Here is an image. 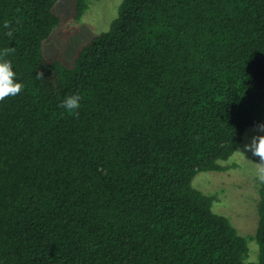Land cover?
I'll list each match as a JSON object with an SVG mask.
<instances>
[{
  "label": "trees",
  "instance_id": "1",
  "mask_svg": "<svg viewBox=\"0 0 264 264\" xmlns=\"http://www.w3.org/2000/svg\"><path fill=\"white\" fill-rule=\"evenodd\" d=\"M56 1L0 0L23 85L0 101V264H264V185L243 236L192 184L264 123V0H121L71 66L43 53Z\"/></svg>",
  "mask_w": 264,
  "mask_h": 264
},
{
  "label": "rangeland",
  "instance_id": "2",
  "mask_svg": "<svg viewBox=\"0 0 264 264\" xmlns=\"http://www.w3.org/2000/svg\"><path fill=\"white\" fill-rule=\"evenodd\" d=\"M121 0H89L88 8L79 21L74 20V0H57L53 12L61 17L60 24L55 27L49 40L43 45L46 58L58 55L64 63L73 65L77 50L92 37L108 29L110 22L118 14ZM255 127H247L242 135L241 145L250 141L256 134ZM226 170H203L193 178L192 184L205 193H214L216 201L213 210L226 215L238 232L243 236L255 233L259 198L255 165L259 159L250 152L245 153V159L234 152L227 160L221 161ZM247 261L258 260V244L249 239Z\"/></svg>",
  "mask_w": 264,
  "mask_h": 264
},
{
  "label": "clouds",
  "instance_id": "3",
  "mask_svg": "<svg viewBox=\"0 0 264 264\" xmlns=\"http://www.w3.org/2000/svg\"><path fill=\"white\" fill-rule=\"evenodd\" d=\"M4 29H7L5 35L12 37L14 35L15 28L11 22L5 21L3 24ZM15 52L13 47H6L0 49V101H3L9 96L18 95L23 85L16 82V73L12 69L11 61L6 59L9 55ZM37 79H43V74L37 72ZM81 96L79 94H72L66 96L62 102L61 107L66 111L78 116V110L81 107ZM256 134L250 138V141L243 145V150L237 149L235 152L237 155L245 159V153L250 152L254 157L259 159V163H253L255 165V179L262 185H264V123L255 125L254 128Z\"/></svg>",
  "mask_w": 264,
  "mask_h": 264
}]
</instances>
